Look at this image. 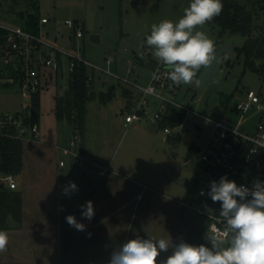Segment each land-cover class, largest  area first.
<instances>
[{"label": "rangeland", "instance_id": "374dc122", "mask_svg": "<svg viewBox=\"0 0 264 264\" xmlns=\"http://www.w3.org/2000/svg\"><path fill=\"white\" fill-rule=\"evenodd\" d=\"M237 1L255 10L254 37L261 36L264 33V0ZM190 2L0 0V25L25 29L30 16L45 17L49 23L39 25L38 33L47 35L52 44L65 51L77 53L79 49L80 56L94 67L90 70L95 97L86 105L82 132L84 156L104 167L110 166L108 176L112 181V185H106L99 194L85 192L80 196L70 191L62 195L60 189L54 191L56 185L62 187V180L48 181L36 173L40 153L54 161L63 158L72 165L68 155L50 147L68 146L75 132L66 119L58 120L55 116L57 99L65 95L71 77L69 58L60 56L56 72L41 70L46 87L36 95L39 142L27 139L20 142L23 166L16 178L21 192V218L9 224L18 230H6L9 244L7 251L0 254V264H107L114 250L137 236L171 239L174 243L183 240L193 245L208 244L205 237L212 233L207 220L194 211L193 194L205 177L198 155L213 143L216 131L213 123L253 134L264 105V73L250 68L244 56L239 57L236 51L245 45L247 38L225 33L222 41L233 53L221 57L206 87L199 89L195 84H182L176 96L168 95L192 112L185 115L180 136L168 140L157 123L145 120L124 125L125 114L141 95L132 84L147 87L151 70L146 64L159 63L146 45L151 25L162 20L177 22ZM66 20L73 21L75 28L69 29ZM76 28L82 29L80 39L75 36ZM197 30L205 32L214 41L215 48L220 28L206 23ZM92 35L99 37L98 43L91 41ZM138 49L144 52L143 57L138 55ZM259 67L256 62L258 70ZM111 86L115 87V97L101 103L99 94L107 93ZM125 90L133 93L134 99L127 100ZM247 91L257 93L261 102L253 104L243 114L236 110V105L245 99ZM148 99L152 112L158 111V101ZM26 112L19 85H0V116ZM174 112L185 114L179 108ZM87 167L89 165L80 172ZM75 173L81 175L79 171ZM99 182L93 181V184ZM89 200L106 211L95 213L90 221L81 213H71L73 208L79 209ZM68 215H74L80 223L96 224L78 231L66 222ZM62 224L71 228L49 230ZM171 251L161 253L158 259H166Z\"/></svg>", "mask_w": 264, "mask_h": 264}, {"label": "built area", "instance_id": "2783aa9c", "mask_svg": "<svg viewBox=\"0 0 264 264\" xmlns=\"http://www.w3.org/2000/svg\"><path fill=\"white\" fill-rule=\"evenodd\" d=\"M47 18H42L40 25L48 24ZM65 25L69 29H74L75 24L71 20H66ZM75 36L80 39L83 37L82 29H75ZM60 56H66L70 61V71L76 65H84L94 68L90 63L77 53L68 52L57 45L52 44L47 35L41 33H31L19 27H6L0 25V85L17 83L23 98V105L26 114L0 116V139H9L22 142L30 140L39 142V124L33 120L32 101L34 97L46 87L42 69L57 71L60 67ZM111 75L110 73H107ZM113 77L117 78L113 75ZM128 83V81L123 80ZM139 89L141 95L137 97L130 111L125 114V125L129 126L135 122L143 120L158 125L165 119L170 124L160 128L166 138H177L182 133V122L178 119L181 115L174 112L179 108L186 114L192 112L186 107L179 105L169 96H176L182 88L176 86L167 78L164 66L154 63L151 69V79L147 87ZM154 98L159 103V110L152 112L150 101ZM28 100V102L26 101ZM261 99L257 93L247 91L243 101L236 105V110L246 113L253 104H259ZM183 118V120H184ZM216 129L214 140L205 151L199 153V158L204 165L205 177L202 185L196 188L193 200L196 203L194 211L204 218L208 223V229L213 234L216 229H222L224 224L219 215L220 203H214L207 195L210 191L212 181H219L222 176H227L236 184L252 187L255 180L264 182V105L261 107V116L258 118L256 129L253 134H246L220 123H213ZM79 135L73 134L68 147L61 150L69 156L72 165L77 168H84L92 165L98 168L97 174L103 176L109 168L101 167L97 163L86 159L78 150ZM67 162L60 160L58 166L63 168ZM3 184L10 190L17 189V178L14 175L0 177V185ZM201 191L204 195H201ZM250 198V197H249Z\"/></svg>", "mask_w": 264, "mask_h": 264}, {"label": "clouds", "instance_id": "9594fccd", "mask_svg": "<svg viewBox=\"0 0 264 264\" xmlns=\"http://www.w3.org/2000/svg\"><path fill=\"white\" fill-rule=\"evenodd\" d=\"M222 9L221 0H191L177 22L162 20L151 25L146 45L174 85H199L197 73L209 65L215 48L214 41L197 29L212 21ZM138 55L143 57L144 52L138 49ZM70 191H78L74 182L63 188L64 194ZM207 195L214 203H220L219 215L224 224L205 237L208 244L137 236L114 250L107 264H264V182L255 180L249 188L222 176L218 182H211ZM81 209L83 218L93 219L92 201ZM66 222L78 231L86 229L74 215H68ZM8 244L7 231L0 230V254L7 251ZM169 249L172 251L166 259H158Z\"/></svg>", "mask_w": 264, "mask_h": 264}, {"label": "trees", "instance_id": "16d2710c", "mask_svg": "<svg viewBox=\"0 0 264 264\" xmlns=\"http://www.w3.org/2000/svg\"><path fill=\"white\" fill-rule=\"evenodd\" d=\"M222 12L212 21L207 22L209 26L220 28V36L216 42L215 51L224 45L222 36L225 33L240 35L247 38L245 45L236 49L238 56H244L245 63L252 69L264 73V33L254 37L256 12L246 4H240L237 0H221ZM263 9V8H262ZM44 17L30 16L25 30L37 34L41 19ZM256 62L260 64L259 70ZM91 68L82 64L76 65L71 71L70 84L65 95L57 99L55 116L58 120L66 119L73 125L82 137L86 119V105L93 100V80ZM198 79V78H197ZM115 97V87L111 86L107 93L99 94L101 103L109 102ZM39 108L38 97L32 101L33 120L38 122L37 111ZM184 114L179 116V123L183 121ZM170 124L165 119L159 124L162 128ZM23 166V149L20 142L9 139H0V177L7 175L17 176ZM21 194L18 189L10 190L6 187L0 189V230L14 229L10 222L19 221L21 218Z\"/></svg>", "mask_w": 264, "mask_h": 264}, {"label": "crops", "instance_id": "0c3cea01", "mask_svg": "<svg viewBox=\"0 0 264 264\" xmlns=\"http://www.w3.org/2000/svg\"><path fill=\"white\" fill-rule=\"evenodd\" d=\"M123 93H124V96L126 97L127 100L134 99V97H135L133 95V93L129 92L128 90H125ZM134 102H135V100H134ZM129 126H131V125H129ZM73 133H75V132H73ZM169 139L170 138H168V140ZM82 141H83L82 140V137H80V135H79L78 150H79V152L82 155H84L85 149H84V145H83ZM50 147L51 148H54L56 150L57 149H60V151H62L61 150L62 148H66L68 146L66 145V146L60 148L59 145H50ZM37 158L38 159H37L36 162H37V165H38L39 168L37 169L36 173L39 174L38 176H40V178H45L48 181H49V179H51V180L54 179L55 181H60V180L63 181L62 184H61L62 185L61 188L59 186H57V185L55 186V190H54L55 192H57L59 189L61 191H63V188L65 186H68L69 185V182H74L77 185L78 191H76V192L80 196H82L85 192H87L89 195H92V194L95 195V193L96 194H99V193H101V191L103 189H105L106 185H108V187L110 185H112V184H110V183H112V181H110V177L108 176V174H111L110 173L111 172L110 171L111 170L110 169V166H106L105 168H109V170L103 176H99L97 174V172H98L99 169L96 168L95 166H92V165H89V167H87L86 169L81 170V172H82L81 173L80 172V169L81 168H77L74 165H71L69 163V161L67 162V164H66L65 167H63V168L59 167L58 166L59 161L60 160H65L63 158H59L58 160H55L54 161L50 157H47L46 158L45 155H44V153H42V154L40 153V155H38ZM95 163H97V162H95ZM98 165H100L101 167H104L101 164H98ZM78 171H79V174H81L80 176L75 173V172H78ZM107 178H109V179L107 180ZM45 179H43V180H45ZM93 181H100V182H99L98 185H95V184H93ZM103 181H107L106 182L107 184L105 182H103ZM103 183H105V185H103ZM18 187H19V184H18V181H17V189H18ZM110 192H112V191H110ZM52 193L54 195V192H52ZM20 194H21V192H20ZM63 194L64 193L62 192V195ZM136 197L139 198V195H137ZM93 207H94V213H96V214L104 213L106 211L103 208V206H97L96 207L95 205H93ZM71 213L72 214L82 213V209H81V207L79 209L78 208H73L72 211H71ZM98 220H99V218H98ZM94 221H97V219L94 220ZM83 224L86 225V228H88V227L91 228L96 223L95 222H93V223L83 222ZM70 228L71 227L62 224V225H59V226H57V225L56 226H52L51 228H49V230H51V231L52 230H58V229H60V230H68ZM14 230L16 231L18 229L17 228H14Z\"/></svg>", "mask_w": 264, "mask_h": 264}, {"label": "water", "instance_id": "95a60500", "mask_svg": "<svg viewBox=\"0 0 264 264\" xmlns=\"http://www.w3.org/2000/svg\"><path fill=\"white\" fill-rule=\"evenodd\" d=\"M91 41L93 43H98L99 42V37L96 36V35H92L91 36ZM233 53V50L232 48L229 46V45H222L220 46L217 51L214 52V57L213 59L211 60V62L209 63V65L207 66H204L203 70L201 71L199 77H198V80L200 81L199 85H196L197 88L199 89H204L209 81V79L211 78L212 74H213V71L215 69V67L217 66L219 60L221 59V57L224 55V54H229L231 55ZM146 67L151 70L154 68V63L152 62H148L146 64ZM28 102V100H26ZM4 188V185L1 184L0 185V189Z\"/></svg>", "mask_w": 264, "mask_h": 264}]
</instances>
